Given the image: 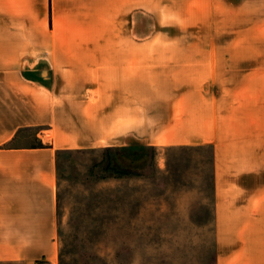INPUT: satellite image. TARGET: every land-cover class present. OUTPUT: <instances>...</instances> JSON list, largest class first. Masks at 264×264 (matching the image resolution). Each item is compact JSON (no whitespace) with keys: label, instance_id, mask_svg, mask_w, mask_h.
I'll return each mask as SVG.
<instances>
[{"label":"crops","instance_id":"obj_1","mask_svg":"<svg viewBox=\"0 0 264 264\" xmlns=\"http://www.w3.org/2000/svg\"><path fill=\"white\" fill-rule=\"evenodd\" d=\"M137 145L208 146L214 264H264V0H0V262L57 264V152Z\"/></svg>","mask_w":264,"mask_h":264},{"label":"rangeland","instance_id":"obj_2","mask_svg":"<svg viewBox=\"0 0 264 264\" xmlns=\"http://www.w3.org/2000/svg\"><path fill=\"white\" fill-rule=\"evenodd\" d=\"M146 18V50H170L169 18ZM120 150L56 153L57 264H214L210 148Z\"/></svg>","mask_w":264,"mask_h":264},{"label":"trees","instance_id":"obj_3","mask_svg":"<svg viewBox=\"0 0 264 264\" xmlns=\"http://www.w3.org/2000/svg\"><path fill=\"white\" fill-rule=\"evenodd\" d=\"M120 151H128V150H124V149H122V150H120ZM129 153H130V150L128 151ZM110 171L113 173V174H116L117 176H127V175H129V173L128 172H126V171H124V170H122V169H120V168H117V167H115V168H110Z\"/></svg>","mask_w":264,"mask_h":264}]
</instances>
